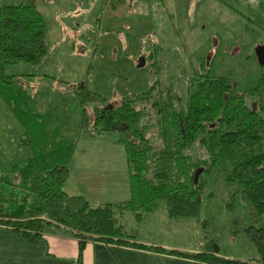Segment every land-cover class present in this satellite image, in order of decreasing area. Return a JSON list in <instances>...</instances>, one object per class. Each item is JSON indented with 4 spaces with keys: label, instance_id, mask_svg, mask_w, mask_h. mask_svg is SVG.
Returning a JSON list of instances; mask_svg holds the SVG:
<instances>
[{
    "label": "trees",
    "instance_id": "trees-1",
    "mask_svg": "<svg viewBox=\"0 0 264 264\" xmlns=\"http://www.w3.org/2000/svg\"><path fill=\"white\" fill-rule=\"evenodd\" d=\"M48 52L49 23L39 0L0 3V87L14 82L15 76L5 73L8 65L37 64ZM73 88L81 107V135L115 132L116 141L125 146L131 200L94 207L85 196L68 194L67 165L38 171L23 197H9L5 187L13 184L0 176L1 225L30 239L40 237L50 225L66 226L80 240L81 257L90 238L125 235L118 220L124 211L141 217V211L164 201L172 217L199 216L204 174L217 169L241 185V198L248 202L253 221L242 230L255 245L257 257L220 256L216 244L198 253L170 252L211 264H264V81L247 91L255 106L247 102L249 95L238 92L231 76L218 75L205 64L193 70L184 92L157 84L112 104L87 84ZM138 198L147 201L139 203Z\"/></svg>",
    "mask_w": 264,
    "mask_h": 264
},
{
    "label": "rangeland",
    "instance_id": "rangeland-1",
    "mask_svg": "<svg viewBox=\"0 0 264 264\" xmlns=\"http://www.w3.org/2000/svg\"><path fill=\"white\" fill-rule=\"evenodd\" d=\"M21 1L0 0V3L17 4ZM101 1L39 0V9L52 26L50 52L44 62H18L5 68L7 75L13 74L17 78V84L5 89V95L28 126L27 138L35 148H41L36 151L38 160L33 161L36 166L41 164L49 170L58 165H67L70 168L72 161L69 155L72 149L76 152L85 150L104 153L110 157L113 155L109 153V147H116V152L126 151L124 145L113 142L114 138H117L115 132L106 134L105 140H89L90 146L86 142L79 145L75 142L76 136H79L80 125L75 115L78 99L69 84L60 82L59 79L72 84L79 83L80 86L89 79L91 88L114 104L124 97L146 92L152 85L157 84L184 92L193 70L201 68L197 61L200 62L203 57L198 58L190 45H181L178 37L172 36L174 30L171 19L169 20L158 6H154L151 11L150 5L158 3L157 0H151V3L150 0H126V10L129 13L135 12L140 19L147 20L148 30L151 29L154 33L152 36L155 35L151 38L145 33L139 34L140 54L130 53L131 31H123L129 41L125 42L123 35H107L104 29L97 26ZM254 29L253 36L250 37L251 43H243L238 46L240 49L232 47L229 43H220V47L202 51L205 65L209 66L213 62L212 67L216 74L231 76L238 92L250 96L246 100L251 106H255V98L247 91L264 81V68L259 64L256 54L257 47L264 43V36L257 27ZM107 38H112V47L98 44L100 40ZM116 38L121 40L114 45ZM210 52L213 53L212 56ZM244 53L250 56L245 57ZM142 60L146 63L140 66ZM49 112L51 114L47 115ZM41 158L46 161L40 160ZM8 178L10 177L6 179ZM204 178L206 184L201 194L199 216H169L166 214L167 209L162 208L166 207V203L160 201L159 208L149 216L142 211L141 218L137 213H119L120 223L128 225L123 230L124 234L149 237L150 241L167 239L171 227L180 222L181 225H188L190 244L198 246L202 242L203 249L214 247L216 244L218 254L229 258H252L255 254L257 256L255 245L242 230L243 226H249L253 221L248 202L241 198V185L230 182L226 173L217 169L205 173ZM20 180L16 191H12L13 185L5 187L9 197L26 195L23 189L28 188V183L24 171ZM110 181L113 182V179L110 178ZM136 200L139 203L147 201L143 198ZM162 211H165L164 214Z\"/></svg>",
    "mask_w": 264,
    "mask_h": 264
},
{
    "label": "crops",
    "instance_id": "crops-1",
    "mask_svg": "<svg viewBox=\"0 0 264 264\" xmlns=\"http://www.w3.org/2000/svg\"><path fill=\"white\" fill-rule=\"evenodd\" d=\"M157 1L158 3L155 5H150L151 11L154 6H158L173 22L174 33L172 36L178 37L181 45L183 43L190 45L198 58H204L203 49L220 47V43H229L232 47H238L243 43L248 45L251 43L252 31L255 27L264 36V0ZM127 3L126 0H102L99 6L97 26L104 29L107 35H110V33L123 35L122 39L125 42L129 41L123 31H131L129 46L132 51L130 53L140 54L139 34L145 33L146 36L150 35L151 38L155 35L152 36L154 33L151 29L148 30L147 23L149 22L147 20L140 19L135 12H131V14L126 10ZM48 23L50 41L52 26L49 20ZM161 35L158 34V36ZM119 39L121 40V38L114 39V45ZM254 40L257 41L255 37ZM98 44L110 48L113 45V40L107 38L100 40ZM50 49L49 43V52ZM244 56L249 57L250 54L246 56L244 53ZM203 58L200 62L198 60L197 63H200V65L206 64ZM44 60L42 61L44 62ZM212 64L213 62L210 63V66ZM15 78L16 76L14 82L3 84L0 87V176L5 179L7 177L12 178L6 180L18 186L21 182L20 176L23 175L24 171L26 183L29 187L38 171L49 169L41 164L40 166L34 165L33 161L38 160L36 153L38 148H35L32 141L27 138L28 126L23 122L18 111L5 95V89L11 86L14 87L17 84V78ZM51 78L55 79L56 77ZM59 81L69 84L72 93L78 99L77 105H75V115L78 117L80 125L79 136H76L75 142L78 145L86 142L90 146L89 140H105V136L81 135V107L79 97L73 88L76 83L72 84L62 79H59ZM88 81L89 79L83 85L87 84L91 88ZM50 114L51 112L47 115ZM41 117H44V115H41ZM29 138L31 137L29 136ZM116 139L114 138L113 142L120 144ZM38 150H41V148ZM109 153L113 157L104 153L85 150L76 152L72 149L69 155L72 167H70V176L65 184L67 193L85 196L94 207L106 203L119 204L130 201L132 198L131 172L126 151L116 152V147H109ZM40 160L46 161L44 158ZM110 178L113 179V182L110 181ZM159 206L158 203L151 210L145 211L144 214L149 216ZM162 208L167 209V206ZM128 212L136 213L127 210L122 214H129ZM164 212L162 211L163 214ZM166 214H168V210ZM164 218L167 221L165 216ZM148 224L150 226V219ZM124 226L127 227L128 225L124 224ZM188 231L186 223L181 225L180 222H177L168 231L167 239L150 241L149 237H137L133 234L115 236L110 240L90 238L86 241L80 257V240L66 226L50 225L40 237L30 239L12 227L0 224V264H211L200 262L193 257L180 253L170 252L171 250L189 253L203 251L202 242L198 244L199 247L196 244H190ZM162 248L163 250H161ZM256 257L255 254L252 258H236L250 260Z\"/></svg>",
    "mask_w": 264,
    "mask_h": 264
},
{
    "label": "water",
    "instance_id": "water-1",
    "mask_svg": "<svg viewBox=\"0 0 264 264\" xmlns=\"http://www.w3.org/2000/svg\"><path fill=\"white\" fill-rule=\"evenodd\" d=\"M256 54L258 57L259 64L264 65V44L257 47ZM144 64H145V60H142L140 66H143Z\"/></svg>",
    "mask_w": 264,
    "mask_h": 264
}]
</instances>
